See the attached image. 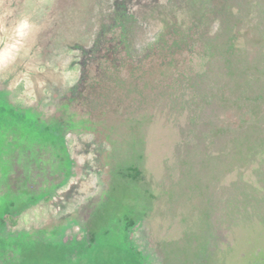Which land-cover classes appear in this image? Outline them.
<instances>
[{
	"label": "rangeland",
	"instance_id": "374dc122",
	"mask_svg": "<svg viewBox=\"0 0 264 264\" xmlns=\"http://www.w3.org/2000/svg\"><path fill=\"white\" fill-rule=\"evenodd\" d=\"M0 264H264V0H0Z\"/></svg>",
	"mask_w": 264,
	"mask_h": 264
}]
</instances>
